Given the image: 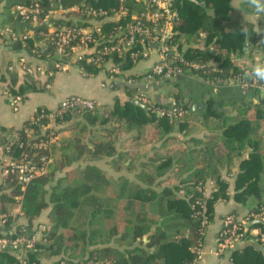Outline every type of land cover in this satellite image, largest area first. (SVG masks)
<instances>
[{
  "label": "trees",
  "instance_id": "16d2710c",
  "mask_svg": "<svg viewBox=\"0 0 264 264\" xmlns=\"http://www.w3.org/2000/svg\"><path fill=\"white\" fill-rule=\"evenodd\" d=\"M194 1L196 3L175 0L180 19L173 43L179 46L180 39L184 37L186 44L194 42L198 45L199 48H190L185 54L184 57L190 61H194L201 54V47L210 48V52L205 51L198 60L206 65L209 61L214 63L198 72L204 81H252L254 77L249 73L254 68L244 69L237 66L231 55L245 56L243 48L248 38L251 47L248 55L252 57L253 52L258 51L264 56V13L255 12L259 17L256 27L261 30L257 32L254 30L255 25H247L245 28L242 22L233 17L231 0ZM35 3L40 8V19L52 9L50 0H29L26 7ZM73 5L102 8L111 14L119 9L121 1L59 0L55 7L60 12L52 18L56 27L88 25L81 23L79 13L67 12ZM123 5L127 16L122 18V24L130 21L134 13L140 14L143 11V5L136 0H124ZM72 16L78 20L75 22ZM82 19L85 20L84 17ZM24 22L33 28L32 35L29 34L23 42L4 41L13 50L25 51L45 61L47 55L54 52L50 41H46L45 48L41 46L43 34L48 31L47 25L32 26L29 21ZM117 26L113 21H104L101 24L104 40L116 34L114 29ZM262 60L264 61V57ZM113 61L123 70L133 65L116 56H113ZM11 66L7 62L4 73H0V84L10 97L20 96L23 102L29 93L44 90L35 78L26 72L20 74L15 69L9 70ZM78 66L89 77L104 71V67L84 61L79 62ZM129 91V96L132 97L131 89ZM245 94V104L235 107L234 116L228 115L223 102H209L203 118L214 119L216 125L208 128L213 134L203 140L190 138L185 141V144H192V147L181 149L180 154L174 149L163 151L159 148L153 150L154 156L151 154L146 159L144 144L140 146L143 150L139 149L138 153L121 152L119 138L132 132L138 136L149 127L154 129L157 137L160 135L166 138L175 134L186 136L189 115L180 121L157 118L150 108L147 114L131 103L122 105L116 97L113 98L112 106L103 105L80 115L66 113L64 121L75 122L81 131L87 127L93 130L97 125L103 126L108 138L84 146L79 137L62 142V147L72 150L71 155L62 154V160L66 161L59 162L55 168H49L45 175L31 178L26 184H22L16 176H7L10 189L0 194V215L4 214L7 218L9 208L18 205L23 217L31 225L43 210L51 207L50 219L53 225L45 230L48 242L37 244L35 249L37 253L50 252L51 256L61 257L46 263L31 257L30 263L60 264L66 260L68 264H195L196 251L203 246L206 227L214 219L215 203L229 197V182L223 177L222 171L230 167L236 159H241L245 151H248V157L240 161L239 172L234 180V199L244 205L251 197H258L261 192V123L264 121V97L255 89L248 90ZM174 102L182 105L190 114L189 105L181 94L174 96ZM99 109L102 111L99 112ZM42 110L49 112L46 108H38L35 115L15 131L23 145L19 147L15 144L12 147V159L20 158L29 150V144L41 138L38 136L40 126L44 123L43 119H39ZM225 119H232L233 122L223 121ZM25 130L34 131L36 137L27 138ZM9 132L12 131H0V145L3 144L4 134ZM105 159H111L117 171L120 164L128 163L126 170L134 174L133 179H124L122 184H117L106 172L89 164ZM80 161L88 164L75 170L79 174L76 183L62 186L65 178H56V172ZM2 165L4 164L0 162V166ZM208 182H212L213 186L206 196L204 191L199 190V185L204 186ZM108 188L111 191L110 197L106 195ZM259 207H264V203L257 205L252 211ZM103 216L120 218L122 230L119 232L116 224L108 229L106 236L99 230H90L89 227L95 219ZM204 219L207 221L205 225ZM22 234V229L18 228L14 235L5 237L12 239ZM146 236L148 237L144 241ZM90 247L93 249L89 250ZM73 249L86 257L78 259L75 253H70ZM0 259L3 264H18L17 259L9 254L0 252ZM229 259L230 264H264V253L251 244L240 251L230 252Z\"/></svg>",
  "mask_w": 264,
  "mask_h": 264
},
{
  "label": "built area",
  "instance_id": "2783aa9c",
  "mask_svg": "<svg viewBox=\"0 0 264 264\" xmlns=\"http://www.w3.org/2000/svg\"><path fill=\"white\" fill-rule=\"evenodd\" d=\"M51 7L46 15L40 19V8L38 3L29 7H19L23 21H29L32 26L47 25L48 31L43 34L42 47H46V41L54 46V52L47 55L45 62L52 65L55 70L65 71L68 66H78L81 61L87 64L104 67L106 78L102 82L103 88L114 89L119 83H124L125 87L133 91L131 98L137 100L147 109L150 108L157 118H167L170 121H180L185 119L189 112L182 105L172 102L168 105H156L147 89L159 81H169L178 77L190 76L203 80L198 72L205 70L207 65L198 60H187L179 51V46L173 43L174 36L177 35L176 26L179 22V13L175 7V0H136L143 5V11L140 14L131 15V20L123 24L121 20L127 16L121 1L117 11L109 14L102 8L90 6L76 8L74 12L80 14L81 23L87 26L56 27L52 22L54 15L59 14L55 4L59 0H50ZM85 18V20L82 19ZM99 18V19H98ZM104 21H113L118 24L115 27L116 34L110 35L107 40L102 35L101 24ZM2 35L10 42L24 41L28 35L18 34L10 28L1 30ZM34 52V51H33ZM154 54L156 60L152 66L139 74H123L121 69L113 61V56L123 61H129L135 64L138 61L148 59ZM38 58V57H36ZM64 58H66L64 60ZM22 70L27 74H32V70L25 64V60L19 61ZM80 69V67H79ZM81 70V69H80ZM208 71V70H206ZM247 72V71H246ZM83 73V72H82ZM85 77H89L83 73ZM122 75H124L122 77ZM211 83V82H209ZM217 85H234L240 87L244 92L255 89L264 94V81H258L255 78L252 81H241L228 79L224 82L213 83ZM21 97H11V107L14 111L18 110L21 103ZM97 108L95 101L80 96H68L61 100L59 106L49 112L41 111L39 119L44 123L40 126L41 137L28 146V151L24 152L18 159H12L10 154L12 147L18 144L22 147L20 136L15 131L5 133L3 144L0 145V174L4 178L12 175L20 179L22 184H26L35 176L45 175L49 170L51 163V150L53 145L59 141L57 129L66 124L65 114L80 115L86 111H93ZM37 120V119H36ZM27 138H35L32 130H25ZM47 152V154H41ZM213 183L208 182L204 186L199 185V190L204 191L208 196L207 188L212 187ZM17 199H20L17 198ZM6 219V215H0V220ZM207 224L204 219L203 225ZM257 224V226H254ZM46 228H42L45 231ZM24 234L8 239L0 238V250L11 253L25 254L31 252L36 243V235L27 236ZM258 245L264 249V207L251 210L244 216L236 214H227L222 219L221 228L216 239V253L220 257L228 258L232 248L242 244ZM197 260L202 258V250L196 251ZM18 264H33L24 257L17 258ZM63 260L60 264H68ZM230 259L227 264H230Z\"/></svg>",
  "mask_w": 264,
  "mask_h": 264
},
{
  "label": "crops",
  "instance_id": "0c3cea01",
  "mask_svg": "<svg viewBox=\"0 0 264 264\" xmlns=\"http://www.w3.org/2000/svg\"><path fill=\"white\" fill-rule=\"evenodd\" d=\"M28 1L29 0H0V73H4L5 64L10 62L12 66L9 67V70L15 69L20 74H23L25 71L22 70V66L19 64V61L24 59L26 66L32 70V74H30V76L35 78L39 83V86L44 90L41 92L29 93L26 99L19 105L18 110L14 111L11 107L10 95L6 92L4 86L0 84V131L18 130L22 127L25 121L31 119L35 115L38 108H46L47 110L52 111L59 106L61 100L72 95L93 100L96 102L97 107L103 105L112 106L114 97L118 98L122 105L127 103H124V98L131 97L129 96L130 91L127 87H125L124 83H119L114 89L103 88L101 86L102 82H104L106 78V74L104 72H101L94 77H85L77 66H68L65 71H58L55 70L50 63L29 55L25 51L13 50L6 44L4 40L8 41V39L6 38V35L1 34L2 29L10 28L18 34H33V28H30L25 24L21 17V10H18L19 7L25 8ZM231 5L233 8V17L242 22L245 28H247V25H255L254 30L257 32L260 31V29L256 27L259 17L255 13V10L250 7L245 0H231ZM78 7V5H73L71 8L67 9V12L75 11ZM71 18L74 19L75 22L78 20L75 16H72ZM185 39L186 38L182 37L179 41V51L184 56L190 48H196L198 46L194 42L186 44ZM246 40L249 43V50L246 48L247 52H244L245 56L241 57L237 54V56L231 55V58L233 62L241 68H255L257 64L264 63L262 60L264 56L258 51H255L253 52V56L250 57L248 55V53L251 52L250 42L248 38ZM200 50L201 54L197 55V59H195V61L199 60L205 51L208 50L210 52V48L205 49V47H201ZM211 51L213 50L211 49ZM155 60L156 56L152 54L150 58L136 62L130 68H127L122 72L124 75L139 74L152 66ZM211 62L212 61H209V63ZM124 75H122V77ZM147 92L155 104L162 106L174 102L175 95L181 94L182 98H184L190 108V114H188V133L186 136L182 134L174 135L179 137L178 139L183 142L188 141L190 138L203 140L206 136L213 134L208 129L210 126L206 125V123H208L206 122L207 120L203 118V113L207 110L210 101H214L216 103L223 102L228 115L234 116L236 112L235 107L244 105L245 99L247 98L245 92L238 86L225 84L217 85L190 76L178 77L169 81L159 80L153 83L149 89H147ZM254 102L256 101L254 100ZM66 134V130L60 132L59 139L65 137ZM261 134L263 139L261 148L263 170L261 173V192L259 196L251 197L244 205L236 202L234 199V180L239 172V164L242 159L248 157V151H245L241 159H236L230 167H227L222 171L223 177L229 182V189L227 193L229 197L228 199L219 200L215 203L213 222L206 227L204 233V242L201 248L202 258L197 260L195 264H227L229 256L226 259L220 257L216 253V239L221 228L222 219L227 214L244 216L257 205L264 203V124L262 123ZM137 148L138 146L121 148L119 150H121V152L127 151L138 153ZM139 149H142V147ZM146 149L142 150L144 154L146 153L147 158V156L150 155V150L146 152ZM86 164H88V162L83 164L81 168H83ZM89 164L99 167L117 184H122L124 179H133L134 174L129 173L126 170L128 163H125V165L120 164L119 171L115 170L111 159L89 162ZM56 178L58 177L56 176ZM116 183H114V185H116ZM210 188L211 187L207 188L208 194L210 192ZM9 189L10 181H7L6 178L0 174V194L8 192ZM110 192L111 191L108 188L106 193L108 197L111 196ZM9 209L8 217L0 220V238L14 235L17 229L20 228L23 229L25 235L27 236L36 235V243L33 250L25 254L0 250L1 253L9 254L15 257V259L19 257L31 259V257H34L44 263L55 261L61 257L51 256L50 252L37 253L35 249L37 244L48 242L45 231H42V228L49 230L53 225L50 219L51 207L43 210L39 217L36 218L31 225H29L28 221L23 217L18 205ZM115 224L118 226V231L120 232L122 230L120 218H105V216H103L99 219H95V222L93 225H90L89 229L99 230L102 235L106 236L108 229ZM248 245L251 244H242L236 247L234 251H240ZM255 246H257V248L264 253V249L258 245ZM91 249L93 248L90 247L89 250ZM231 252L233 251L231 250ZM70 253H75L78 256V259L86 257L82 253H79V251L76 252V249H73ZM1 262L2 260L0 259V264H3ZM156 264L162 263L157 262Z\"/></svg>",
  "mask_w": 264,
  "mask_h": 264
},
{
  "label": "rangeland",
  "instance_id": "374dc122",
  "mask_svg": "<svg viewBox=\"0 0 264 264\" xmlns=\"http://www.w3.org/2000/svg\"><path fill=\"white\" fill-rule=\"evenodd\" d=\"M263 30H264V28H263ZM261 95H262V97H264L263 93ZM101 111H102V109H99V112H101ZM202 121H204V120H202ZM223 121H225V122L227 121L228 123L233 122L232 119H225ZM206 122H208V123H206V125L210 126V128L214 127L216 125L214 123L215 122L214 119H209ZM74 123L67 122L66 124L60 126L57 129L58 135L60 132H62L64 130L67 131V134L65 135V137H63V138L61 137L62 139H59V141H57V143L55 145H53L54 149L52 148V151H51V163L49 165V168H51V167L55 168L58 166L59 162H61V161L65 162L66 161V159L62 160V154L65 153V154L71 155L70 152H72V150L69 147L68 148L62 147L63 146V145H61L62 142L65 141V143H66V142L71 141L72 138H74V137L75 138L79 137L81 139L82 146H84L86 144L87 145L92 144L96 141H100V140L108 138V133H107V131L104 130L103 126L97 125L95 128H93V130H89L87 127L85 130L83 129L84 131H81L79 129L80 127ZM262 124H264V121L262 122ZM132 136H135L136 139L133 138ZM163 138L164 137H162L160 135L157 137L154 129L149 127L147 129L143 130V132L140 133V135H138V136L134 132L121 136L119 138L118 143H119V147L121 146V148H129V147L138 146L137 151L139 150L140 146L144 144V148L145 149L147 148L146 152H148V150H150V155L151 154L153 155L154 149H159V148L160 149L162 148L163 151L166 149H170V150L174 149V150H177V152L180 154V151H182L183 148L192 147V144H185L182 140L178 139L179 137H176L174 135L166 136V138H165L166 140H164ZM149 140H152V141L149 142ZM145 145H146V147H145ZM147 145H148V147H147ZM175 147H179L182 150L181 149H175ZM150 155H148L147 157H149ZM144 159H146V156ZM83 164H85L84 161L76 162V163L72 164L71 167H65L63 170L57 171L55 176H57L59 179L65 178V181L62 183V186H65L67 183L75 184L79 178V174L75 170H77Z\"/></svg>",
  "mask_w": 264,
  "mask_h": 264
},
{
  "label": "clouds",
  "instance_id": "9594fccd",
  "mask_svg": "<svg viewBox=\"0 0 264 264\" xmlns=\"http://www.w3.org/2000/svg\"><path fill=\"white\" fill-rule=\"evenodd\" d=\"M245 2L252 7L256 13H264V0H245ZM249 75L258 81H264V63L257 64Z\"/></svg>",
  "mask_w": 264,
  "mask_h": 264
},
{
  "label": "water",
  "instance_id": "95a60500",
  "mask_svg": "<svg viewBox=\"0 0 264 264\" xmlns=\"http://www.w3.org/2000/svg\"><path fill=\"white\" fill-rule=\"evenodd\" d=\"M86 1H88V0H86ZM95 1H98V0H95ZM190 1L196 3V1H194V0H190ZM201 6H202V4H201ZM246 48H248V50H249V43L247 42V40H246V42H245V44H244V50H243L244 52H247V49H246ZM125 102H128V103H131V104H133V105H135V106H138L139 108L143 109L145 113L148 114V109H147L145 106H143L141 103H139L137 100H135V99H133V98H126V97H125V98H124V103H125ZM154 228H155V227H153L152 230H154ZM147 237H148V236H146V237L144 238V241H146ZM231 250L234 251L235 248H232Z\"/></svg>",
  "mask_w": 264,
  "mask_h": 264
}]
</instances>
